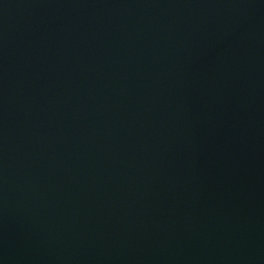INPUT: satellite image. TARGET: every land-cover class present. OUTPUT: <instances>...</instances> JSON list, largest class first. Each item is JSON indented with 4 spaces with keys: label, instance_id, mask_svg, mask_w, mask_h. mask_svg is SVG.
I'll return each instance as SVG.
<instances>
[{
    "label": "water",
    "instance_id": "water-1",
    "mask_svg": "<svg viewBox=\"0 0 264 264\" xmlns=\"http://www.w3.org/2000/svg\"><path fill=\"white\" fill-rule=\"evenodd\" d=\"M0 264H264V0H0Z\"/></svg>",
    "mask_w": 264,
    "mask_h": 264
}]
</instances>
